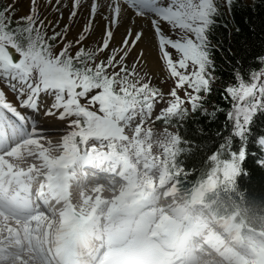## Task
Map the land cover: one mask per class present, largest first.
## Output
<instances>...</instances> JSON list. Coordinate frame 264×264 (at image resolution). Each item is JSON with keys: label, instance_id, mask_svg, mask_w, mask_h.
<instances>
[{"label": "snow or ice", "instance_id": "6c2138e0", "mask_svg": "<svg viewBox=\"0 0 264 264\" xmlns=\"http://www.w3.org/2000/svg\"><path fill=\"white\" fill-rule=\"evenodd\" d=\"M225 2L231 5L235 0ZM122 3L131 7L136 16L149 20L158 41V53L163 54V61L176 78L175 87L170 91L172 99L167 101L169 106L161 110L157 119L166 120L172 116L183 119L186 116L187 109L182 108L185 101L177 92L186 85L192 89L191 92L185 91L192 110L201 107L200 102L204 98L200 93L210 94L214 82L210 71L214 66L210 59L208 32L215 22L214 17L219 14L216 0H107L106 5L101 4L100 0H91L88 26L75 42L65 43L58 54H54L49 41H55L57 37L63 41L66 34L54 33L46 38V25L40 17L38 0H31L29 13L15 21L12 19L15 14L12 5L0 9V76L18 93L21 107L37 110L41 94L47 93L54 99L47 114H54L53 109H62L59 119L77 117L68 124V127L77 129L73 131V136L112 130L118 132L119 124L129 118V113L140 110L151 114L155 102L164 100L163 94L150 86V82H143L144 76L137 74L135 64L132 70L124 64L142 40V31L132 32L129 29L120 47L111 49L107 63L100 61L95 67L91 66L99 52L110 48L113 39L111 29L120 23ZM82 4L83 0H72L70 18L79 15ZM98 15L105 21L102 43L95 51L80 47L72 55L71 48L81 45L87 38ZM169 49L180 54L178 60L174 61ZM143 56V52L138 53L137 60L141 61ZM259 60L264 64V58ZM190 65L191 72L188 71ZM109 69L113 71L109 72ZM262 78L264 68L250 70L247 82L237 73L236 85L224 89L227 94L224 99L232 102L233 110L227 114L233 122L232 136L241 140L238 151L232 150L231 137L221 145L226 159L219 160L220 152L210 157L226 171L243 169V162L247 159L249 126L258 112H264ZM93 90L99 91L89 96ZM82 98L86 99V103H81ZM97 104L98 110H92ZM17 120L26 121V117L6 101L4 91L0 90V132L6 126L15 130L14 121ZM257 143L264 146V137L259 138ZM261 166H264V162H261Z\"/></svg>", "mask_w": 264, "mask_h": 264}, {"label": "bare ground", "instance_id": "6f19581e", "mask_svg": "<svg viewBox=\"0 0 264 264\" xmlns=\"http://www.w3.org/2000/svg\"><path fill=\"white\" fill-rule=\"evenodd\" d=\"M50 1L53 2V0H38V7H47L48 9H54V11L63 8V11L67 12L68 9L64 6V3L68 0H61L59 4L57 0H54V4H57L54 7L51 5L53 3H49ZM100 2L101 4H107V0H100ZM89 3L91 4V0H83L82 10L72 20L80 28L83 26V23H87L88 26ZM121 6L120 23L119 25H113L111 29L113 31V39L118 40L121 37V33L123 32L124 34H122L125 35L129 29L132 32L142 31L144 36L138 42V45L143 48V58L146 59V65L150 73L158 76L159 71L164 67V61L161 58L162 53H158V41L154 37L149 20L136 16L135 11L127 4L122 3ZM91 28L92 33L96 31L104 33L105 21L98 15L95 22L92 23ZM11 101L16 103L12 97ZM26 112L29 111H21V113ZM47 120V118L41 120L43 128L50 126L47 125ZM26 122L31 124L29 120ZM62 124L59 123L60 126ZM51 125H58V123L52 122ZM7 131L8 127L6 126L3 132L6 133ZM24 145H19L13 153L17 156L22 153L24 157L30 158V163L27 165L29 176L24 181L18 178L11 179V183L7 181L6 175L0 176V191H6L5 193L10 195L1 193V198H14L15 200H19L21 204L23 201L27 202V196L35 193L38 198H43L44 201H47V199L52 201L53 209L48 217L41 218V213H37L38 217L41 218L40 220L23 222L24 224L21 226L16 224L12 217L0 213V264H48L39 253L48 254V251L52 255H57L58 259L64 261V264L72 263L75 257L78 256L77 252L79 251L86 252V257L83 258L84 262L98 260L100 262L118 261L125 263L127 260L131 261L135 257H140V260L145 257L147 261L151 262L158 261L157 256L152 252V243H157L162 237H168L169 234L168 232L154 230V225H157L160 215L158 211L159 201L158 203L154 202L148 194L141 198L139 197L145 183L150 179L152 183L155 182V175L157 174L155 170L157 167L153 164V159L149 161L139 160L140 167L141 169L143 168L142 172L132 170L131 166L128 169L121 170L117 177L114 176L111 170L106 172V176L108 174L113 176V185H118L121 182L122 186L116 189L115 192L101 195L97 201V206L94 208L96 212L90 214L83 213L82 220L84 221V225L80 227V236L77 240H72L68 236L67 225L76 220V216L74 215V211H66L64 206L67 205L72 209L75 207L76 201L81 205L77 199L75 188H77L76 185L82 173V164L91 163L95 152L89 151L81 157L65 158L61 151L56 153L54 146L50 147L49 152H43L42 150H25ZM39 171L44 172V177L40 178L31 187L26 188L24 182L28 179H36ZM52 175H55L53 180H51ZM46 184H48L47 188H45ZM82 187L84 188V185ZM167 191L163 192L165 195L162 201L168 204L173 217L166 222L164 227L178 234L181 221H188L192 217L191 209L184 211L180 209V211H177V206L171 202L169 192ZM24 193L26 196L22 199ZM100 206L102 208H99ZM190 207H193V204ZM106 208L112 209V211L105 213ZM115 208L117 209L116 211ZM33 209L37 212L34 207ZM125 212H129L128 215H125ZM125 220H127L126 223ZM200 221H202V218L196 217L193 225L198 224ZM64 225L66 226L60 233L57 229L63 228ZM22 227H27L24 235ZM28 230L32 231V235L28 236ZM150 234H152V239H150ZM229 234L232 237V234ZM191 240L194 241V239ZM227 243L233 246L229 252L226 249L229 255L228 260L226 256H224L223 260H219L206 253L199 257L196 254L197 251H195L193 256L196 259L193 264L239 263L235 257L234 249L240 247V245L236 244L234 239L224 236V240L220 241V245L226 246ZM194 244L196 247H199L196 242ZM173 246V251L175 249L181 251L180 238H178L177 242L173 243ZM199 251H204V248L201 247ZM178 254L179 252L176 251L170 257H164L160 260L163 264H171V260L175 259ZM49 256L51 257V255Z\"/></svg>", "mask_w": 264, "mask_h": 264}, {"label": "trees", "instance_id": "16d2710c", "mask_svg": "<svg viewBox=\"0 0 264 264\" xmlns=\"http://www.w3.org/2000/svg\"><path fill=\"white\" fill-rule=\"evenodd\" d=\"M218 13L208 32L214 66L210 69L214 76L212 91L203 92L201 107L177 122L182 136L177 162L186 170L180 177L185 187L198 182L218 163L210 160L213 154L220 152L221 160L227 158L221 148L226 139L231 137L232 150H239L241 140L232 136L233 122L227 115L233 110L232 102L224 99V89L236 85L237 73L247 82L250 70L264 68L259 60L264 58V0H235L227 8L219 7ZM262 135L264 112H258L249 126L247 159L234 176L236 186L226 185L229 197H223L222 202L227 207L237 205L248 220L264 227V166L258 162L262 150L257 144Z\"/></svg>", "mask_w": 264, "mask_h": 264}, {"label": "rangeland", "instance_id": "374dc122", "mask_svg": "<svg viewBox=\"0 0 264 264\" xmlns=\"http://www.w3.org/2000/svg\"><path fill=\"white\" fill-rule=\"evenodd\" d=\"M246 1L250 2L251 0H246ZM5 2L7 3L8 6L9 5L13 6V10L15 12V16L18 19L20 17H22V16H26L29 13L30 8L32 7L31 0H5ZM69 2H70V0L66 1V3H64V6L68 9L67 12L66 11L64 12L63 8H59L58 10L54 11V9H48L47 7H41V6L38 7L39 8L40 17H41V19H43L45 21L46 27L49 28V33H65L66 34V38L63 41L60 39V37H57L56 43L53 45L54 54H58L60 52L61 44L64 41H66V42H68V41L75 42L76 39L78 38V36L80 35V33L87 27V23H83V26H81V28H80V26L78 27V25L72 21L74 19V18H70V10L72 9V2H70V4H69ZM222 2L227 8L228 5L225 2V0H222ZM49 3H53V4H51L53 7H54V5L55 6L57 5L56 3L54 4V0H53V2L50 1ZM89 5H91V4L89 3ZM122 33H121V37L118 40L112 39L110 48L108 50L99 52L96 55L95 64L99 63L100 61H104L105 63H107L108 57L111 54V49L120 47V45H121V43H122V41H123V39H124V37L126 35V34L123 35L124 33L123 34ZM103 36H104L103 32H97L96 31V32H93V33L92 32L87 33V38L82 42L81 45L74 46V47L71 48V50H70L71 54H74L77 51V49L79 50L80 47H85V49H91V50L95 51L99 47V45L102 43V39L101 38ZM173 38L175 39L176 37L173 36ZM169 50L172 52L173 59H174V56L176 55V53H177V57H175V60L179 59L180 54L176 50H173V49H169ZM140 52H143V48L138 45L128 55V57L124 61V64H126L127 67L129 66V68H131V69L133 68V65L136 64L137 65V69L140 70V72H142L148 78H151L155 83H157L158 90L163 94L164 100L160 101V102H155V107H154V110L151 112V114H149V113H147L145 111L139 112V114L141 116V119H142L141 122H143V123L139 124L138 126L136 125V123H133V119L132 118H133L134 111L129 113V118L123 120L120 123V126L125 127L127 137L125 138L123 136L122 138H119V141H123V142H121V143H123L122 146H124L125 149L130 152L132 148L135 149V148L139 147V142L138 141H142L144 138H146V136H147V134L149 132H151V131L152 132H156L158 129L162 128V129H165V130L171 132V135H170V140L168 139L167 142H166V139L162 140V145L164 143L165 144H164V148H162L161 150L168 149L169 150L168 152H170V150H172V145H173V142L175 140L174 134L176 135V131L174 132L173 129L163 128V127H154V126L150 125V126L153 127L152 128L150 126H147V123L149 121H151L158 114H161V110L162 109H164V108L169 106L167 101L172 99V97L170 96V91H171V89L173 87H175L176 78H174L171 75V72L168 69L167 64H164V67H163V69L161 71H159V75L158 76H155L154 74L152 75L150 73L149 68L146 65L147 64L146 59L142 58L141 61L137 60V54L140 53ZM161 58H162V56H161ZM164 63H166V62H164ZM109 70H113V69H109ZM188 71L189 72L192 71L191 65L189 66ZM1 90L5 91L4 89H1ZM97 91H99V90H93V92H91L89 94V96L95 95ZM185 91L191 92L192 89L188 88L187 85L183 89H177L178 95L182 98V100L185 101V103H184L185 105L184 106H188V105L190 106V102H188V98L185 96ZM8 92L9 91H7L6 94H8L11 97H13V95L8 93ZM45 96H47V95L42 93L41 97H40V101L43 100V98ZM158 100H159V98H158ZM49 101H52V98H44V102L45 103H49ZM41 110H42V112L44 114L48 113V111L45 108H43ZM59 110H57V111H59ZM29 113H30V111H29ZM39 115H40L39 111H37L36 113L32 114V117L29 118V121L31 123L32 122H39V123L36 124V125H39L37 129L43 128L42 127V123H41L42 119L39 117ZM58 117H59L58 114H54V115H51V116L49 114L47 115V117H46L48 119L47 120V125H50V126L46 128L47 130L44 133L45 134L44 137H46L47 135L48 136H52V137L55 136V138L51 137L50 140H54L55 139V140H58V141L61 140V142H62V139H61L62 136L66 135V133H68L70 131H74L75 128L68 127V124H69V121L72 120V119H75V117L73 116L72 119H70L68 117V118H65L63 120L59 119ZM52 118H54V119H52ZM52 122H57L58 125H51ZM59 123H63V124L60 126ZM33 130H34V128H32V127L29 128V131H33ZM158 134H160L162 137H164V135H165L161 131L158 132ZM62 143H64V142H62ZM155 145L159 146L158 141L155 143ZM92 146H94V145H92ZM49 150H50V147H49ZM167 154L168 153H166L165 155H167ZM20 155H22V153H20L18 156H20ZM23 158L25 159L26 165H28L30 163V158H26L24 156H23ZM35 159H36V157H35ZM131 168H132V170L133 169L134 170H139L140 172L143 171L142 170L143 168L141 169V167H140L141 170L139 168H135V167H132V166H131ZM24 169H27V168H24ZM155 171L158 172L157 168H156ZM155 176L157 177V174ZM26 177L27 176L24 177V176H22V174H19L17 172H10L8 175H6V178L8 179L7 181L9 183H11V179H16V178L21 179L22 181H24L26 179ZM116 182L118 183V181H116ZM145 185H146V183H145ZM145 185H144V188H145ZM144 188L142 189L141 195H139L140 198L143 197L144 195L148 194L147 192L144 191ZM166 190H168L167 192H169V199L172 202L171 197H172L173 194L171 195V191H170V190H172L171 186H167V188H165L164 191H166ZM110 192L112 193L113 191L106 190V191H104V193L102 195L108 194ZM164 195H165V193H162L161 196L159 197L160 198L159 203L163 204L164 210L165 211L167 210L166 212H168V211L171 212V210L168 208V204H166V202L164 203V201H162V200H164ZM99 198H98V200H99ZM173 200H175V198H173ZM177 203L178 202H174L173 203V204H175L177 206V208H176L177 211H180V209H181V211L187 210L186 208L183 209V207L181 206L180 203H178V204ZM96 206H97V204H96ZM94 208L92 209V212H89V210H86L85 211L86 214H90V213L96 212V211H94ZM99 208H102V207L100 206ZM159 209H161V210H159ZM159 209H158V211H159V213H161L163 211L161 205H159ZM116 210L117 209L115 208V211ZM111 211H112V209H109V208L105 209V213H110ZM128 213L129 212H125V215H128ZM125 215H123V216H125ZM126 222H127V220H125V223ZM157 222H159V220ZM147 233H148V231H147ZM147 233H146V235H147ZM260 239L262 240V239H264V237L262 236ZM237 264H239V263H237Z\"/></svg>", "mask_w": 264, "mask_h": 264}]
</instances>
